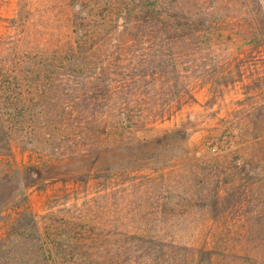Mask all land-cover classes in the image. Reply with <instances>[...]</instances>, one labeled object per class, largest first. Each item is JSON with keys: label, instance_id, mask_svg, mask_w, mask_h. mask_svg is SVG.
Masks as SVG:
<instances>
[{"label": "trees", "instance_id": "1", "mask_svg": "<svg viewBox=\"0 0 264 264\" xmlns=\"http://www.w3.org/2000/svg\"><path fill=\"white\" fill-rule=\"evenodd\" d=\"M238 17L248 23L236 34L229 27ZM10 24L21 28V36L11 44L10 61H0V117L4 123L9 114L21 118L19 123L31 121L26 151L40 162L30 174L45 177L41 166L49 171L52 160L68 158L83 165L95 164L103 152L123 155L105 173L60 180L64 187L86 191L100 179V185L117 190L121 204L114 203L112 227L119 222L126 230L110 232L113 239L104 244L47 237L44 254L0 256V264H157L165 258L175 261L177 253L195 261L211 257L213 251L168 240L167 210L135 208L133 202L131 189L141 181H156L138 172L149 168L156 173L168 155L188 158L183 146L187 130L150 138L139 132L170 120L195 101L199 82L214 91L232 82L233 71L214 69L220 51L239 42L251 52L264 50V0H18ZM22 92L31 99L23 101ZM80 218L79 224L54 221L49 228L82 234L78 229L86 221ZM101 247L104 255L60 253Z\"/></svg>", "mask_w": 264, "mask_h": 264}, {"label": "rangeland", "instance_id": "2", "mask_svg": "<svg viewBox=\"0 0 264 264\" xmlns=\"http://www.w3.org/2000/svg\"><path fill=\"white\" fill-rule=\"evenodd\" d=\"M17 7L18 0H0V61L6 63L11 59V44L21 36V28L15 30L10 24ZM247 23L238 17L229 29L239 34ZM245 47L239 42L220 51L221 60L214 69L220 74L233 71L232 82L228 80V85L221 84L215 91L199 82L195 101L170 120L139 132L140 137L150 138L184 128L188 140L183 146L189 154L183 159L161 158L156 173L149 168L138 172L156 181H141L131 189H135V208H164L170 216L165 230L168 240L213 251L201 261L177 253L175 261L165 258L157 264H264V50L251 52ZM21 98L25 102L31 99L26 92ZM3 119L5 123L0 117V256L42 255V241L47 237L104 244L113 239L110 232L126 230V224L119 222L112 227L114 203L121 204L117 190L112 192L107 185L105 191L100 179L92 180L86 191L72 184L64 187L60 180L86 172L94 176L105 173L109 164L125 159L123 155L103 152L95 164L83 165L68 158L52 160L49 171L41 166L45 177L32 175L29 169L35 172L40 160L26 151L31 121L22 118L19 123L21 118L13 114ZM80 217L86 221L78 229L82 234L49 228L54 221L77 224ZM105 252L104 247L60 251L80 255Z\"/></svg>", "mask_w": 264, "mask_h": 264}]
</instances>
